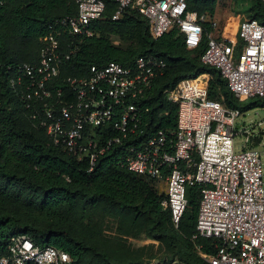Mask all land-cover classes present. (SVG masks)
Returning <instances> with one entry per match:
<instances>
[{"label":"built area","instance_id":"2783aa9c","mask_svg":"<svg viewBox=\"0 0 264 264\" xmlns=\"http://www.w3.org/2000/svg\"><path fill=\"white\" fill-rule=\"evenodd\" d=\"M75 1V14L50 22L39 62L8 67L9 84L21 94L30 118L54 144L79 157L88 154L90 170L99 154L123 146L122 165L165 187L163 206L175 226L186 210L188 187L197 185L201 200L194 237L220 243L215 254L201 256L210 264H264V156L251 145L247 128L237 127L241 109L209 97L208 73L183 78L164 91L178 105L177 128L149 133L143 101L165 73L163 58L143 55L132 65L94 64L84 75L62 77L65 61L76 51L73 39L93 36L108 4ZM113 1L112 20L135 9L148 19L155 39L176 28L189 49L200 45L209 23L202 62L219 70L240 101L264 97L263 21L246 18L229 32L217 17L189 9L187 0ZM242 134L236 150L235 139ZM0 264L74 263L68 252L38 246L20 234L12 237Z\"/></svg>","mask_w":264,"mask_h":264},{"label":"trees","instance_id":"16d2710c","mask_svg":"<svg viewBox=\"0 0 264 264\" xmlns=\"http://www.w3.org/2000/svg\"><path fill=\"white\" fill-rule=\"evenodd\" d=\"M217 1L187 3L189 9L214 16ZM115 8V1L108 0L104 18L93 25L95 34L73 39L76 51L65 61L62 77L84 75L94 64L115 61L132 65L143 55L163 58L165 73L143 101L149 133L177 128L178 105L164 91L183 78L203 73L211 75L210 98L243 110L264 106V97L240 101L219 70L202 62L209 23H205L200 45L189 49L178 29L155 39L145 16L128 9L112 20ZM76 10L75 0H0V257L9 254L12 237L26 234L38 246L68 252L74 264H142L128 258L125 247L109 249L110 256L98 246L111 242L102 233L103 218L111 216L119 220L123 231L143 232L159 240L167 246L165 251L179 256V263L210 264L200 252L215 254L220 243L194 237L201 200L197 185L188 187V204L175 226L171 212L163 206L165 192L160 193L153 180L122 165L123 146L99 154L90 170V156L79 157L54 144L45 129L30 118L21 94L10 86L8 67L39 62L50 22ZM250 17L264 22L262 0H252ZM112 34L124 40L136 37V46L124 49L112 42Z\"/></svg>","mask_w":264,"mask_h":264},{"label":"rangeland","instance_id":"374dc122","mask_svg":"<svg viewBox=\"0 0 264 264\" xmlns=\"http://www.w3.org/2000/svg\"><path fill=\"white\" fill-rule=\"evenodd\" d=\"M252 0H218L214 16L225 26L227 31L234 30L237 25L246 18L250 17V6ZM112 42L127 49L130 46H136V37L132 40H124L118 34L111 35ZM211 78V75L209 74ZM242 115L237 119L238 125H244L251 135L252 146L258 147L264 156V106H255L254 108L243 110ZM248 133V132H247ZM245 135H238L235 139L236 150H239L244 142ZM264 158V157H263ZM156 189L160 193L165 192V187L156 184ZM103 235L111 242L98 243L100 248L106 249L111 256L109 249L120 245L126 248L128 258L139 259L142 264H177L182 262L179 256L167 250V246L159 240L147 236L143 232L134 233L132 230L123 231L119 220L107 216L102 221ZM97 239V238H96ZM167 252V253H166ZM201 254V252H200Z\"/></svg>","mask_w":264,"mask_h":264},{"label":"water","instance_id":"95a60500","mask_svg":"<svg viewBox=\"0 0 264 264\" xmlns=\"http://www.w3.org/2000/svg\"><path fill=\"white\" fill-rule=\"evenodd\" d=\"M237 127H239V125H237Z\"/></svg>","mask_w":264,"mask_h":264}]
</instances>
